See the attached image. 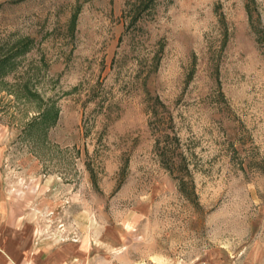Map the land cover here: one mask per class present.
<instances>
[{
  "label": "rangeland",
  "instance_id": "rangeland-1",
  "mask_svg": "<svg viewBox=\"0 0 264 264\" xmlns=\"http://www.w3.org/2000/svg\"><path fill=\"white\" fill-rule=\"evenodd\" d=\"M26 44L1 219L74 264H264V0H0Z\"/></svg>",
  "mask_w": 264,
  "mask_h": 264
},
{
  "label": "crops",
  "instance_id": "crops-1",
  "mask_svg": "<svg viewBox=\"0 0 264 264\" xmlns=\"http://www.w3.org/2000/svg\"><path fill=\"white\" fill-rule=\"evenodd\" d=\"M1 218L0 264H74L77 260L78 255H51L42 244H36L32 225Z\"/></svg>",
  "mask_w": 264,
  "mask_h": 264
},
{
  "label": "trees",
  "instance_id": "trees-1",
  "mask_svg": "<svg viewBox=\"0 0 264 264\" xmlns=\"http://www.w3.org/2000/svg\"><path fill=\"white\" fill-rule=\"evenodd\" d=\"M28 46L29 45L26 44V46H22L19 48L14 47L10 51H8L6 54H3L2 53L3 50H0V92L3 90L2 89V88H4L3 86L7 87L6 78L11 76L17 70L16 63L12 59L14 58V56H17V55L23 53L27 49L26 47H28ZM22 83L15 84V85L12 84V86H10L11 87L10 89H12L14 91V93H16V94H21V96H24L27 100H31L33 98H37V99L40 98L38 94H36L32 91L29 83H25L23 85H22ZM4 91H7V90L4 89ZM10 92H11V90H10ZM47 111H49V110H47ZM56 114L57 113H55V115ZM45 115H46V112L43 113V116H45ZM183 186L184 185H182V188H183Z\"/></svg>",
  "mask_w": 264,
  "mask_h": 264
}]
</instances>
